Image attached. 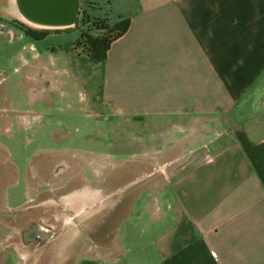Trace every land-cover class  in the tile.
Masks as SVG:
<instances>
[{"label":"crops","instance_id":"0c3cea01","mask_svg":"<svg viewBox=\"0 0 264 264\" xmlns=\"http://www.w3.org/2000/svg\"><path fill=\"white\" fill-rule=\"evenodd\" d=\"M7 1L4 17L18 5ZM85 4L87 24L130 19L105 60L85 54L94 63L89 78H98L93 101L99 100L97 107L90 101L87 116L115 130L131 128L132 143L145 140L134 130L150 129V155L176 156L145 173L152 180L126 200L125 213L110 201V191L63 198L49 220H86L99 203L100 217L104 212L105 219L120 221L116 257L103 247L73 264H264V122L256 113L264 89V0ZM6 27L0 22V32ZM16 30L8 29L11 39ZM138 200L149 248L131 257L140 237L124 232L139 225L132 216Z\"/></svg>","mask_w":264,"mask_h":264},{"label":"rangeland","instance_id":"374dc122","mask_svg":"<svg viewBox=\"0 0 264 264\" xmlns=\"http://www.w3.org/2000/svg\"><path fill=\"white\" fill-rule=\"evenodd\" d=\"M80 3L83 10L85 0ZM7 5L0 0L1 23L16 18L13 11L4 17ZM84 13L69 29L31 26L50 31L42 39L23 30L11 39L8 26L0 32V264H73L80 255H98L103 247L116 257L120 221L105 219L104 212L100 217L101 204L90 206L95 214L86 220L62 224L49 217L62 209L64 197L85 190L112 192L110 201L120 202L119 214L125 213L126 200L147 187L151 177L145 173L168 155L176 156L175 151L150 155V129L134 130L145 140L132 143L131 128L115 130L87 116L90 101L93 107L99 103L93 101L98 78H89L94 63L75 42L83 32L97 36L104 31L87 24ZM35 51L41 54L34 56ZM260 104L257 119L264 122V89ZM136 205L132 216L139 225L124 232L140 237L131 257L149 248L148 233L141 232L146 229L145 212L140 200ZM35 224L48 229L46 238H25L24 232ZM127 244L133 245L130 238Z\"/></svg>","mask_w":264,"mask_h":264},{"label":"flooded vegetation","instance_id":"af4514ba","mask_svg":"<svg viewBox=\"0 0 264 264\" xmlns=\"http://www.w3.org/2000/svg\"><path fill=\"white\" fill-rule=\"evenodd\" d=\"M18 2V1H17ZM81 0H79L77 7L74 0H19V5L17 3L13 4V12L15 13V19L12 22H5L6 26L17 28L19 30L26 31L27 29H34L31 27L34 26L28 23L22 17L31 20L33 16L38 17L40 19L45 18L47 20L56 19L67 21L70 16L74 15V11L77 8L76 18L81 14H83L84 9L80 7ZM85 14V13H84ZM22 17H21V16ZM31 17V18H30ZM23 19V20H22ZM44 19V20H45ZM32 21V20H31ZM77 23V19L73 21V23H65L62 25H46L45 28H60V29H69L75 27ZM36 27V26H35ZM44 27V26H43ZM42 28V27H40ZM45 30V29H43ZM41 225H34L30 230L25 232V238L30 240L36 237L46 238L47 228L41 226V228H37Z\"/></svg>","mask_w":264,"mask_h":264},{"label":"trees","instance_id":"16d2710c","mask_svg":"<svg viewBox=\"0 0 264 264\" xmlns=\"http://www.w3.org/2000/svg\"><path fill=\"white\" fill-rule=\"evenodd\" d=\"M94 27L104 32L97 36L83 32L76 40L75 48H82L83 52L94 61H102L107 58L111 44L128 31L130 19H122L113 25L106 21L96 20ZM49 32V30H34L32 28L26 30V33L36 39L44 38Z\"/></svg>","mask_w":264,"mask_h":264},{"label":"water","instance_id":"95a60500","mask_svg":"<svg viewBox=\"0 0 264 264\" xmlns=\"http://www.w3.org/2000/svg\"><path fill=\"white\" fill-rule=\"evenodd\" d=\"M19 2V0H17ZM74 2L76 3V7H77V4L79 2V0H74ZM18 5L21 7V5L18 3ZM76 15H77V8L75 9L74 11V15L73 16H70L67 21H63V20H56V19H51V20H47L45 18H38V17H35L33 16L31 18V20L35 21V22H39V23H43V24H47V25H62V24H65V23H73V21H75L76 19ZM45 19V20H44Z\"/></svg>","mask_w":264,"mask_h":264},{"label":"bare ground","instance_id":"6f19581e","mask_svg":"<svg viewBox=\"0 0 264 264\" xmlns=\"http://www.w3.org/2000/svg\"><path fill=\"white\" fill-rule=\"evenodd\" d=\"M21 16V15H20ZM22 17V16H21ZM23 19H25L28 23H30V24H32V25H34V26H36V27H45L47 24H43V23H39V22H35V21H31V20H29V19H26L25 17H22ZM38 229L39 228H41V226H38L37 227Z\"/></svg>","mask_w":264,"mask_h":264}]
</instances>
